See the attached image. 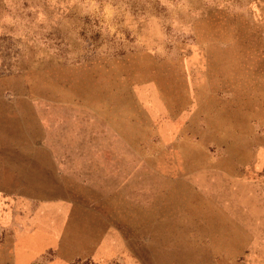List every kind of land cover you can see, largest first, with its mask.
I'll return each instance as SVG.
<instances>
[{
	"label": "rangeland",
	"instance_id": "1",
	"mask_svg": "<svg viewBox=\"0 0 264 264\" xmlns=\"http://www.w3.org/2000/svg\"><path fill=\"white\" fill-rule=\"evenodd\" d=\"M0 264H264V0H0Z\"/></svg>",
	"mask_w": 264,
	"mask_h": 264
}]
</instances>
